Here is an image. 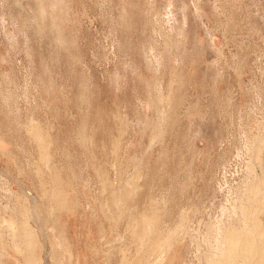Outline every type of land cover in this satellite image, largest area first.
Instances as JSON below:
<instances>
[{
    "label": "rangeland",
    "instance_id": "rangeland-1",
    "mask_svg": "<svg viewBox=\"0 0 264 264\" xmlns=\"http://www.w3.org/2000/svg\"><path fill=\"white\" fill-rule=\"evenodd\" d=\"M224 219L264 264V0H0V264H211Z\"/></svg>",
    "mask_w": 264,
    "mask_h": 264
},
{
    "label": "bare ground",
    "instance_id": "bare-ground-1",
    "mask_svg": "<svg viewBox=\"0 0 264 264\" xmlns=\"http://www.w3.org/2000/svg\"><path fill=\"white\" fill-rule=\"evenodd\" d=\"M250 178H251V176H250ZM254 179V178H253ZM252 179V180H253ZM253 182V181H252ZM255 182V181H254ZM253 182V183H254ZM249 183V182H248ZM251 184V183H250ZM223 185V183L220 185V186H222ZM249 185V184H248ZM253 185V184H252ZM251 185V186H252ZM253 187V186H252ZM248 188V190L251 188H249V187H247ZM248 190H247V192H248ZM250 191H252L251 189H250ZM249 191V192H250ZM253 192H254V187H253ZM251 194H252V192H250ZM255 196H256V194H255ZM248 197V196H247ZM249 197H250V195H249ZM253 197V196H252ZM257 198V197H256ZM54 199V198H53ZM245 199V198H244ZM256 201V200H255ZM254 202V201H253ZM246 203V202H245ZM244 203V204H245ZM243 205V204H242ZM241 205V206H242ZM245 206V205H244ZM244 206H242V207H244ZM247 206V205H246ZM237 207V206H236ZM245 208L246 207H244V210H245ZM250 208V207H249ZM252 208V207H251ZM253 209V208H252ZM236 210H237V208H236ZM240 210H243L242 208L240 209ZM249 210V209H248ZM255 210V209H254ZM246 211V210H245ZM244 211V212H245ZM250 211V210H249ZM249 211H246L247 213L249 212ZM237 212V211H236ZM245 212V214H247ZM251 212V211H250ZM249 212V214H251ZM239 213V212H238ZM244 214V215H245ZM225 215V214H224ZM147 216V215H146ZM250 216V215H249ZM247 217V216H246ZM245 217V219L247 220V218ZM251 217V216H250ZM256 218V217H255ZM242 219V218H241ZM212 220V219H211ZM229 220V222H225V219L224 220H220V222L219 221H210L209 222V224L207 225V232H206V235H207V238H206V241H207V239H208V246L209 247H212L210 250H211V252H210V254H211V258H212V263L211 264H223L224 262H226V257H224L223 259H226V260H224V262L222 263V261H223V259H216L215 257H216V255H217V253L219 254L220 253V256L219 257H223V256H225L226 254H224L223 252H224V250L225 249H223L224 248V245H225V243L226 242H229V243H231V246H230V248H232L233 249V252H230L231 254L232 253H234V251L235 250H237V251H235V253H237V252H242V254H244V258L245 257H247L246 259H248L249 258V256L250 255H255V257H256V251H257V247H259V246H255V243L254 242H252V241H250V242H248V240L249 239H247V240H242V238L244 237V235H243V231L242 232H238V231H236V228H235V226H236V220L235 219H232V220H230V219H228ZM240 220V219H239ZM139 221V220H138ZM227 221V220H226ZM258 221V220H257ZM246 222H248V221H246ZM134 223L135 222H133L132 224L134 225ZM247 224V223H246ZM242 225V224H241ZM135 226H137V224L135 223ZM243 226V225H242ZM242 226H240L241 227V229H242ZM244 226H245V224H244ZM248 226V225H247ZM239 228V227H238ZM246 228V227H245ZM171 229V228H170ZM182 229V228H181ZM247 229H248V227H247ZM143 230H144V228H143ZM240 230V229H239ZM244 230V229H243ZM251 230V229H250ZM253 230V229H252ZM170 231V230H169ZM246 231V230H245ZM247 231H249V229L247 230ZM175 232V231H174ZM159 234V233H158ZM173 234V233H172ZM171 234V235H172ZM180 234V233H179ZM247 234H248V232H247ZM250 234H251V232H250ZM171 235H170V237H171ZM174 235V234H173ZM172 235V236H173ZM242 235H243V237H242ZM252 235V234H251ZM257 235H258V238L260 237L259 235L260 234H258L257 233ZM136 236H138V235H136ZM248 236H249V234H248ZM253 237H254V235H252ZM139 237V236H138ZM177 235H174L172 238L174 239V241L175 240H177ZM251 237V236H250ZM250 237H248V238H250ZM253 237H251L250 239L251 240H255ZM171 238V239H172ZM205 238V237H204ZM261 238V237H260ZM147 239V238H146ZM156 239V238H155ZM170 239V238H169ZM264 238H261V240H263ZM25 240V239H24ZM27 240V239H26ZM258 240V239H257ZM261 240L259 241V242H261ZM174 241L173 242H171V244L172 243H174ZM27 242V241H26ZM248 242V243H247ZM28 243V242H27ZM256 243H258L257 241H256ZM263 243H264V241L262 242V245H263ZM175 244V243H174ZM228 243H226V245H227ZM261 244V243H260ZM170 245V244H169ZM200 245V244H199ZM259 245V244H258ZM207 246V247H208ZM261 246V245H260ZM173 247V246H172ZM200 247V246H199ZM232 249H231V251H232ZM228 249H226V251H227ZM230 250V249H229ZM225 251V252H226ZM118 252V251H117ZM229 253V256H231V254ZM235 253H234V256H235ZM256 253V254H255ZM238 254V253H237ZM242 254H239V255H242ZM263 255V254H262ZM228 256V255H227ZM233 256V255H232ZM233 256V257H234ZM257 256H258V254H257ZM207 257H208V255H207ZM238 256H236V258H237ZM240 257H242L243 258V255L242 256H240ZM239 257V258H240ZM254 257V256H253ZM259 257V256H258ZM258 257H256V258H258ZM214 258L217 260L216 262L214 261ZM228 258V257H227ZM230 258H232V257H230ZM229 258V259H230ZM236 258H234V259H236ZM241 258V260H243ZM251 258H252V256H251ZM260 259H261V257H259ZM124 259H125V257H124ZM233 259V258H232ZM231 259V260H232ZM233 259V260H234ZM246 259H244L245 261H246ZM259 259V260H260ZM31 260V259H30ZM29 260V261H30ZM239 260V259H238ZM237 259H236V261L237 262H239ZM235 261V262H236ZM248 261H250V260H247V262ZM255 261H258L257 259L255 260ZM262 261V260H261ZM142 262V261H141ZM214 262V263H213ZM229 261H227V263H228ZM232 262V261H231ZM230 262V263H231ZM260 262V261H259ZM31 263V262H30ZM230 263H228V264H230ZM233 263V262H232ZM243 263V262H242ZM241 263V264H242ZM251 263H252V261H251ZM264 263V262H263ZM209 264V263H208ZM235 264H237V263H235ZM247 264V263H246ZM254 264H256V263H254ZM260 264H261V262H260Z\"/></svg>",
    "mask_w": 264,
    "mask_h": 264
}]
</instances>
